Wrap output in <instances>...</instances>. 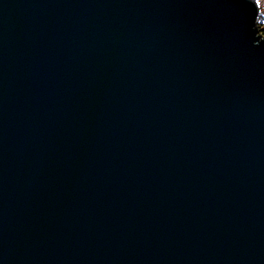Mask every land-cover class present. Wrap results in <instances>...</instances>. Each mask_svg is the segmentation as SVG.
Instances as JSON below:
<instances>
[{
	"label": "water",
	"instance_id": "1",
	"mask_svg": "<svg viewBox=\"0 0 264 264\" xmlns=\"http://www.w3.org/2000/svg\"><path fill=\"white\" fill-rule=\"evenodd\" d=\"M256 0H0V264H264Z\"/></svg>",
	"mask_w": 264,
	"mask_h": 264
},
{
	"label": "trees",
	"instance_id": "2",
	"mask_svg": "<svg viewBox=\"0 0 264 264\" xmlns=\"http://www.w3.org/2000/svg\"><path fill=\"white\" fill-rule=\"evenodd\" d=\"M259 4V13L257 15V28H258V33L261 35H264V0H256Z\"/></svg>",
	"mask_w": 264,
	"mask_h": 264
},
{
	"label": "rangeland",
	"instance_id": "3",
	"mask_svg": "<svg viewBox=\"0 0 264 264\" xmlns=\"http://www.w3.org/2000/svg\"><path fill=\"white\" fill-rule=\"evenodd\" d=\"M257 3H258V2H257ZM258 6H259V4H258ZM257 18H258V17H257ZM256 26H258L257 23H256Z\"/></svg>",
	"mask_w": 264,
	"mask_h": 264
}]
</instances>
